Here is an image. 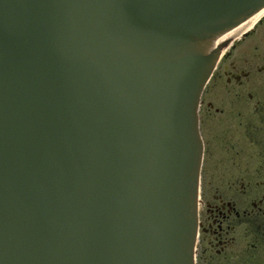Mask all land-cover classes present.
Returning a JSON list of instances; mask_svg holds the SVG:
<instances>
[{"label": "water", "instance_id": "water-1", "mask_svg": "<svg viewBox=\"0 0 264 264\" xmlns=\"http://www.w3.org/2000/svg\"><path fill=\"white\" fill-rule=\"evenodd\" d=\"M263 8L0 0V264H194L200 99Z\"/></svg>", "mask_w": 264, "mask_h": 264}, {"label": "flooded vegetation", "instance_id": "flooded-vegetation-1", "mask_svg": "<svg viewBox=\"0 0 264 264\" xmlns=\"http://www.w3.org/2000/svg\"><path fill=\"white\" fill-rule=\"evenodd\" d=\"M255 29L228 45L202 95L199 117L204 157L195 264H264V91L261 88L262 101L257 98L258 90L253 87L250 72H237L233 60L239 51L255 56V60L264 51L262 45L251 47L248 42L242 43ZM263 40L264 36L255 42ZM258 69L264 74V66ZM216 78L222 79V84L212 93L210 84ZM216 99L221 101V107L214 102ZM218 115L223 118L224 135L217 137L211 133ZM243 133L245 137L241 136ZM214 142L222 146V142H229L227 148L233 149V153H225L232 154L230 159H235V166L229 171L234 177H221L220 180L230 181L216 182L210 199L205 197L203 178L207 156L214 154ZM241 174L245 177L240 178Z\"/></svg>", "mask_w": 264, "mask_h": 264}, {"label": "rangeland", "instance_id": "rangeland-1", "mask_svg": "<svg viewBox=\"0 0 264 264\" xmlns=\"http://www.w3.org/2000/svg\"><path fill=\"white\" fill-rule=\"evenodd\" d=\"M262 36H264V19H263V21H261L256 26V29L252 33V35L247 40H243L242 43L248 42V44H251V47L253 46V44H255L256 46H258V45L264 46V40L261 42H257V43L255 42V40L260 39ZM261 52H263V53H261ZM260 54H262V55H260ZM253 57H255V56H253L251 54H246V53L244 54L243 52L239 51V53H237V56L233 57V60L237 63V68H235L237 72H241V71L250 72V78H251L253 87H255L256 90H258V97L257 98H260L263 101L261 88L264 91V81H263L264 74H263V72H259L258 68H262L264 66V51H260L259 55L256 56L257 60L253 59ZM262 71H264V70H262ZM245 81H246V78H245L244 82ZM221 82H222V79H220V78H216L215 80H213L211 82L210 85L212 87V90H211L212 93H213L214 89L218 88L222 84ZM248 83H250V82H246V84H248ZM246 89H248V87H246V85H245L244 91H246ZM209 97L210 96L208 94V99H209ZM214 102L217 103V105L219 107H221V104H219V103H221L220 100L216 99V100H214ZM254 103L255 102H253V104ZM222 120H223V118L221 119L220 115H218L214 118V126H213L214 132H212L211 135L213 134V136H217V137L219 135H222V136L224 135L223 131L221 132L222 123H223ZM237 125L238 124L235 122V127ZM207 133H208V130H207ZM211 135L210 136L208 135V137H212ZM241 136L245 137V133L241 134ZM234 137H236V136H234ZM230 138L231 137H228V139H230ZM222 144L224 147L221 145L220 142L219 143L214 142V144H213L214 154L213 155L208 154L207 159H206L205 174H204V178H203V182L206 183V192H205L206 198L211 199L212 195L214 194V187L216 185V182L230 181V180H220L221 177H223V176L224 177L227 176L230 178L234 177L233 175H231L229 173V171L232 168H234L235 165H233V162L235 161V159L232 157H231L232 159H230V156L232 154H230V155L228 154L231 152L233 153V149L230 148V151H229L227 148V144H224V142H222ZM215 150H216V152H219V153L215 154ZM225 150L228 151V153H225ZM242 158H243V156H242ZM218 169L222 173H220V172L218 173V171H219ZM224 173H227V174L225 175ZM243 176L245 177L244 174H241L240 178ZM232 181H235V180H232Z\"/></svg>", "mask_w": 264, "mask_h": 264}, {"label": "bare ground", "instance_id": "bare-ground-1", "mask_svg": "<svg viewBox=\"0 0 264 264\" xmlns=\"http://www.w3.org/2000/svg\"><path fill=\"white\" fill-rule=\"evenodd\" d=\"M264 18V8L262 10H260L258 13H256L255 15H253L252 17L248 18L247 20H244V22H241L240 24H243L247 21H250L249 26L248 27H242L241 33L240 35L233 33L232 37L229 40V43L234 41V40H238L240 38V36H242L244 33H248L251 30L256 28V25ZM238 24V25H240ZM237 25V26H238ZM218 40V38L216 39ZM224 51V50H223Z\"/></svg>", "mask_w": 264, "mask_h": 264}]
</instances>
